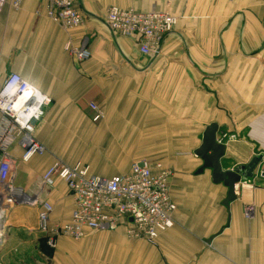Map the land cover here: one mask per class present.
<instances>
[{
    "label": "crops",
    "instance_id": "crops-1",
    "mask_svg": "<svg viewBox=\"0 0 264 264\" xmlns=\"http://www.w3.org/2000/svg\"><path fill=\"white\" fill-rule=\"evenodd\" d=\"M113 5L177 17L158 54H142L134 39L110 29ZM77 6L83 23L70 31L47 15L45 0L0 13V83L17 72L52 98L36 130L47 153L23 161L21 146L10 147L15 184L53 205L54 225L69 221L74 208L63 180L41 184L56 159L83 161L110 177L128 172L133 161L162 158L174 170L175 224L154 244L120 226L78 240L62 236L53 248L40 229V206L19 204L8 215L0 264H264V160L236 184L237 199L227 208V187L212 181L210 169L197 174L203 161L194 152L205 128L217 123L225 169L264 153V0H77ZM69 40L86 46L90 58L80 61L66 50ZM91 103L102 118L95 120ZM62 137L79 139L67 152ZM247 204L256 206L250 219Z\"/></svg>",
    "mask_w": 264,
    "mask_h": 264
},
{
    "label": "built area",
    "instance_id": "built-area-1",
    "mask_svg": "<svg viewBox=\"0 0 264 264\" xmlns=\"http://www.w3.org/2000/svg\"><path fill=\"white\" fill-rule=\"evenodd\" d=\"M23 1L0 0V13L19 9ZM45 2L47 15L67 31L83 23L77 0ZM106 19L116 35L134 39L140 52L149 56L160 52L177 23V17L167 11L138 12L116 5L109 7ZM65 48L80 61L91 56L86 46H76L71 40ZM51 102L48 94L17 72L9 73L0 83V246L7 236L8 215L19 204L40 206V229L53 248L62 236L78 240L90 231L114 230L120 226L125 227L132 239L156 243L161 233L174 226L177 210L171 197L173 167L160 160H136L128 172L108 177L94 172L83 161L69 164L56 159L43 173L41 184L52 188L57 179L63 180L74 208L69 221L54 225L50 224L53 205L47 200L39 201L15 184V161L10 147L21 146L23 161L47 153L48 148L38 139L36 130ZM90 107L96 111L95 120L103 117L98 104L91 103ZM261 155L264 160V153ZM260 174L264 175V168ZM255 211L254 205L244 207L248 219Z\"/></svg>",
    "mask_w": 264,
    "mask_h": 264
},
{
    "label": "water",
    "instance_id": "water-1",
    "mask_svg": "<svg viewBox=\"0 0 264 264\" xmlns=\"http://www.w3.org/2000/svg\"><path fill=\"white\" fill-rule=\"evenodd\" d=\"M219 126L217 123H210L203 133L201 144L195 149V155L203 163L197 170L203 173L205 169L211 170V177L214 183H223L227 189V197L223 204L229 208L230 203L237 199L235 185L241 180L250 177L262 161V155H256L247 165H238L233 169H225L222 158L225 155L226 146L218 141ZM46 264H51L48 260Z\"/></svg>",
    "mask_w": 264,
    "mask_h": 264
},
{
    "label": "rangeland",
    "instance_id": "rangeland-1",
    "mask_svg": "<svg viewBox=\"0 0 264 264\" xmlns=\"http://www.w3.org/2000/svg\"><path fill=\"white\" fill-rule=\"evenodd\" d=\"M63 138V143L66 145V149H67V152L68 151H71V149H72V146H71V144L72 143H74L75 144V140L77 141L78 139H79V137H62ZM154 144V143H153ZM186 145H188V143H187V141H183V145H181L180 147H184V146H186ZM75 149V146H74V148H73V150ZM72 150V151H73ZM64 159V158H63ZM76 158H72V159H70V160H68V161H73V160H75ZM82 159V158H81ZM149 160H153V161H155V160H160V161H162L165 165H167V166H170L168 163H166V162H164V160L162 159V158H148ZM65 160V159H64ZM67 160V159H66ZM83 160H86V161H88V159H84L83 158ZM134 160V159H133ZM264 163V162H263ZM171 167V166H170ZM174 175V174H173ZM173 177V176H172ZM248 205V204H247ZM249 205H254V204H249ZM255 206V205H254ZM255 209H256V206H255ZM256 212V211H255Z\"/></svg>",
    "mask_w": 264,
    "mask_h": 264
}]
</instances>
